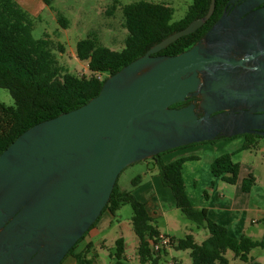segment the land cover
Instances as JSON below:
<instances>
[{
  "label": "water",
  "instance_id": "1",
  "mask_svg": "<svg viewBox=\"0 0 264 264\" xmlns=\"http://www.w3.org/2000/svg\"><path fill=\"white\" fill-rule=\"evenodd\" d=\"M236 1L190 48L158 53L201 27L215 0L109 74L89 101L0 153V264H60L128 165L219 136L264 135V0Z\"/></svg>",
  "mask_w": 264,
  "mask_h": 264
},
{
  "label": "trees",
  "instance_id": "2",
  "mask_svg": "<svg viewBox=\"0 0 264 264\" xmlns=\"http://www.w3.org/2000/svg\"><path fill=\"white\" fill-rule=\"evenodd\" d=\"M229 1L215 0L212 15L201 27L179 37L158 53L176 54L190 48L218 20L225 7L229 6ZM43 2L51 5L52 0ZM210 3L211 0H192L186 14L178 20L173 19L174 8L165 3L139 0L126 4L123 8L124 27L128 30L125 47L120 50L111 49L100 44L94 36L80 39L76 45V57L87 61L90 74L79 75L70 72L59 62L54 50L62 52L61 43L55 42L46 34L39 38L33 36V19L17 0H0V86L8 88L15 99V105H6L0 101V153L34 124L89 101L100 92L109 74L143 55L153 44L184 28L193 19L205 15ZM58 20L66 26L67 20L64 17L58 16ZM103 74L105 75L102 76ZM188 102L190 98L173 106H181ZM241 135L245 136L243 148L254 147L263 136L257 133ZM223 137L226 136H219L216 139ZM162 153L164 152L152 158L157 160L159 175L171 188L177 208L187 218L209 232L201 242L196 241L192 233L180 237L170 235L171 248L188 249L191 264H229L226 256L229 249L236 257L248 261L253 248L264 249V239H254L245 234L234 237L229 234L226 226L212 220L205 208L195 207L186 191L182 174L186 158L165 163L160 159ZM211 171L227 183H235L239 163L232 159L230 153H223L212 161ZM140 181L141 176L137 175L132 179V184L136 186ZM254 183L255 176L251 174L243 179L242 189L249 191ZM127 203L131 205L133 211L131 224L138 239L137 251L141 262L151 261L152 264H160V254L167 249L155 251L152 249L151 241H154L161 231L152 223L153 218L145 204L131 191L122 189L118 185V180L103 211L116 213ZM99 217L90 228L96 224ZM124 242L122 237L116 240L117 257L124 253ZM75 245L66 256L74 253ZM74 256L76 264L93 263L86 252Z\"/></svg>",
  "mask_w": 264,
  "mask_h": 264
},
{
  "label": "crops",
  "instance_id": "3",
  "mask_svg": "<svg viewBox=\"0 0 264 264\" xmlns=\"http://www.w3.org/2000/svg\"><path fill=\"white\" fill-rule=\"evenodd\" d=\"M244 142V135L193 142L164 151L160 159L168 163L178 158H186L182 174L192 204L198 208H205L208 216L226 226L230 235L239 237L245 234L261 240L264 239V143L258 139L254 147L243 148ZM259 152L262 154H258ZM223 153H230L232 159L239 163L238 178L235 183H227L211 171L212 161ZM151 161L137 169V175L141 176L139 184L121 188L131 191L145 204L149 215L153 218L152 223L163 217L167 228L162 230L156 225L159 231L178 237L176 234L178 232L172 233L170 226H175L177 230L180 229L179 223L168 217L170 211L177 209L174 195L159 175L157 160ZM251 174L255 176V183L249 191H244L242 181ZM112 229L115 230L114 234H111ZM132 231H134L133 227L124 224L117 211L112 213L105 210L83 237L74 253L67 256L62 264H76L74 254L81 252H86L88 258L93 260L97 255V248L107 246L109 238L115 243L118 238H124L125 249L129 247V242L137 247L138 239ZM179 232H183L184 235L189 233ZM208 235L207 230L205 238ZM87 248L89 249L86 250ZM173 249L163 251L160 259L163 254H168ZM251 258L250 253V259L244 262L248 263ZM173 261L178 263L175 256Z\"/></svg>",
  "mask_w": 264,
  "mask_h": 264
},
{
  "label": "rangeland",
  "instance_id": "4",
  "mask_svg": "<svg viewBox=\"0 0 264 264\" xmlns=\"http://www.w3.org/2000/svg\"><path fill=\"white\" fill-rule=\"evenodd\" d=\"M17 1L30 13L33 19V36L39 38L46 34L55 42L61 43L63 51L54 50L59 62L67 67L70 72L89 75L87 61L76 57L77 42L85 37L94 36L100 44L111 49L120 50L125 47L128 30L124 27L123 8L126 4L139 0H52L51 5L45 4L43 0ZM146 1L160 2L172 6L174 8V20L182 18L192 3V0ZM58 16H62L67 20L66 26L59 22ZM0 101L6 105H15V99L10 90L1 86ZM237 136H241V134ZM259 140L264 143V135ZM258 154L262 153L259 152ZM151 160L154 159L147 158L125 167L118 176V185L123 188L133 185L132 179L137 176V169L145 165L146 162H152ZM132 213V207L128 203L117 210V214L120 215L124 224L127 223L130 226H132ZM168 215L170 220L173 219L179 223L180 229L176 230L175 226H170L172 227V233L178 232L176 233L178 237L184 235L183 232L179 231H185L192 233L198 242L205 238L207 229L199 227L195 221L187 218L179 208L170 211ZM153 224L158 225L162 230L167 228L163 217L154 220ZM114 232L115 230L112 229L111 234H114ZM132 232L135 234L134 231ZM82 239L77 242L74 250L79 246ZM115 252L116 243L109 238L107 246L97 248V255L92 264H152L151 261L141 262L137 247L131 242H129V247L124 250L121 257H117ZM173 256L177 258V264H191L192 262L188 249H173L172 252L162 255L160 264H172ZM226 256L229 259V264H264V249L261 247H255L251 250L252 258L248 263L236 257L230 249L226 252Z\"/></svg>",
  "mask_w": 264,
  "mask_h": 264
},
{
  "label": "built area",
  "instance_id": "5",
  "mask_svg": "<svg viewBox=\"0 0 264 264\" xmlns=\"http://www.w3.org/2000/svg\"><path fill=\"white\" fill-rule=\"evenodd\" d=\"M172 244V239L170 234L160 232L156 239L151 241L152 249L155 251H160L163 249H170ZM172 264H177L176 261H173Z\"/></svg>",
  "mask_w": 264,
  "mask_h": 264
},
{
  "label": "flooded vegetation",
  "instance_id": "6",
  "mask_svg": "<svg viewBox=\"0 0 264 264\" xmlns=\"http://www.w3.org/2000/svg\"><path fill=\"white\" fill-rule=\"evenodd\" d=\"M242 0H237L235 3H234V5L236 4V3H239V2H241ZM264 3H262L261 5H263ZM233 9V6L232 7H229V6H226L225 7V9H224V11H231ZM223 11V12H224ZM223 14V13H222ZM219 19V18H218ZM207 32V31H206ZM238 57H241L239 54L238 55H236V58H238ZM192 100V98H190V101ZM186 101V100H185Z\"/></svg>",
  "mask_w": 264,
  "mask_h": 264
}]
</instances>
